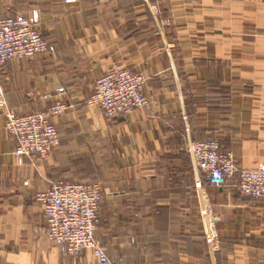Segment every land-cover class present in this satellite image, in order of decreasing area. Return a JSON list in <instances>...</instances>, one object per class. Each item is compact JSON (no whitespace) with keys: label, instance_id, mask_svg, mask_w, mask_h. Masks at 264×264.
I'll return each mask as SVG.
<instances>
[{"label":"crops","instance_id":"1","mask_svg":"<svg viewBox=\"0 0 264 264\" xmlns=\"http://www.w3.org/2000/svg\"><path fill=\"white\" fill-rule=\"evenodd\" d=\"M22 1L0 8L37 12L56 51L3 68L0 264H98L91 250L72 256L46 238L36 193L57 180L102 184L96 234L110 264H264V200L209 186L186 149L189 138H215L240 168L264 163V0ZM118 67L146 75L149 103L107 118L88 100ZM54 99L68 105L53 119L60 145L20 162L6 111ZM202 190L217 218L212 240Z\"/></svg>","mask_w":264,"mask_h":264},{"label":"built area","instance_id":"2","mask_svg":"<svg viewBox=\"0 0 264 264\" xmlns=\"http://www.w3.org/2000/svg\"><path fill=\"white\" fill-rule=\"evenodd\" d=\"M150 8L154 15H160L161 9L157 4H152ZM39 22L37 12L0 16V111L6 105L2 80L5 64L12 59L56 51L55 44L40 31ZM146 84L144 73L125 67L114 68L97 79L88 102L99 106L107 118L127 116L148 105ZM52 98L50 93L44 95L46 100ZM67 109L66 103L54 99L43 110L25 114L6 111V126L16 139L15 155L20 162L29 159L34 163L52 155L61 142L53 119L64 115ZM186 149L193 167L205 175L209 186L218 188L232 183L242 194L264 200V163L255 168H240L232 153L224 150L215 138H189ZM199 194L206 235L212 240L217 218L212 216L204 190ZM103 198L102 184L94 181L57 180L38 191L36 201L47 220V240L63 247L72 256L91 250L98 264H110L106 249L96 234Z\"/></svg>","mask_w":264,"mask_h":264},{"label":"rangeland","instance_id":"3","mask_svg":"<svg viewBox=\"0 0 264 264\" xmlns=\"http://www.w3.org/2000/svg\"><path fill=\"white\" fill-rule=\"evenodd\" d=\"M21 3L24 4L25 1L23 0ZM25 10H26V8L24 6L17 7V8H7V7H3V8H0V14L1 15L2 14L5 15V14L20 13V14H25L26 15Z\"/></svg>","mask_w":264,"mask_h":264}]
</instances>
